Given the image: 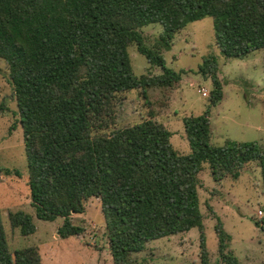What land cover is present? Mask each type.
<instances>
[{
	"label": "trees",
	"instance_id": "obj_1",
	"mask_svg": "<svg viewBox=\"0 0 264 264\" xmlns=\"http://www.w3.org/2000/svg\"><path fill=\"white\" fill-rule=\"evenodd\" d=\"M206 16L222 56L243 58L264 47V0H0V59L8 66L22 128L30 205L37 219L62 218L59 237L82 233L72 215L96 197L113 264H130L148 241L193 227L201 236L200 264H211L197 191L202 163L220 182L238 178L256 161L264 190L263 147L231 140L212 145L208 112L183 116L187 154L172 147L171 132L152 115L113 126L110 101L114 106L118 93L139 89L146 96L150 87H175L184 71L167 67L162 50ZM154 23L162 31L149 46L141 28ZM131 44L162 72L137 76ZM212 82L208 98L215 105L222 86L216 74ZM94 103L104 118H94ZM8 215L21 235L36 231L30 213ZM216 231L222 263L242 264L226 251L229 234L220 224ZM0 264H42L36 246L9 249L1 218Z\"/></svg>",
	"mask_w": 264,
	"mask_h": 264
},
{
	"label": "rangeland",
	"instance_id": "obj_2",
	"mask_svg": "<svg viewBox=\"0 0 264 264\" xmlns=\"http://www.w3.org/2000/svg\"><path fill=\"white\" fill-rule=\"evenodd\" d=\"M161 31L159 23L141 28L149 46ZM127 51L137 76L162 72L150 65L134 44ZM162 53L167 67L184 71L180 81L172 89L147 88L146 96L139 89L118 93L114 106L110 101L114 127L131 125L152 115L171 132L172 147L187 154L190 147L182 118L208 112L212 145L223 146L228 140L253 141L264 149V47L243 58L222 56L215 44L213 20L206 16L188 23ZM213 56L214 62L207 63L202 70L206 60H212ZM213 74L222 86V97L217 104L210 105ZM97 105H91L94 118H104ZM113 126L103 132H109ZM198 176L199 208L210 263L223 264L218 252L217 224L230 236L226 251L232 252L242 264L264 261V190L257 162L247 163L238 178L225 177L220 182L213 179L204 162ZM27 179L23 133L13 87L8 66L0 59V218L9 249L36 246L42 264H113L98 198H89L84 212L72 215V221L83 227L82 233L61 238L57 228L62 218L45 221L35 217ZM17 210L33 216L36 225L33 234L21 235L18 228L11 226L8 214ZM200 242L197 227L153 239L143 251L131 255L130 264H200Z\"/></svg>",
	"mask_w": 264,
	"mask_h": 264
},
{
	"label": "built area",
	"instance_id": "obj_3",
	"mask_svg": "<svg viewBox=\"0 0 264 264\" xmlns=\"http://www.w3.org/2000/svg\"><path fill=\"white\" fill-rule=\"evenodd\" d=\"M205 94V93H204ZM259 214L262 215V211H259Z\"/></svg>",
	"mask_w": 264,
	"mask_h": 264
}]
</instances>
